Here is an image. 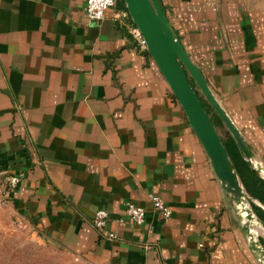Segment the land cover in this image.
Returning a JSON list of instances; mask_svg holds the SVG:
<instances>
[{
    "label": "crops",
    "instance_id": "crops-1",
    "mask_svg": "<svg viewBox=\"0 0 264 264\" xmlns=\"http://www.w3.org/2000/svg\"><path fill=\"white\" fill-rule=\"evenodd\" d=\"M160 1L176 29L172 7L183 2ZM86 2L0 0V167L20 176L7 209L103 264H264L153 57L114 10L91 21ZM222 7L217 21L227 23L233 9ZM198 13L195 30L204 31L212 15ZM255 48L215 49L199 67L264 165V49ZM152 194L172 208L168 220ZM128 201L147 209L143 225L119 222ZM101 208L118 237L93 225Z\"/></svg>",
    "mask_w": 264,
    "mask_h": 264
},
{
    "label": "water",
    "instance_id": "water-1",
    "mask_svg": "<svg viewBox=\"0 0 264 264\" xmlns=\"http://www.w3.org/2000/svg\"><path fill=\"white\" fill-rule=\"evenodd\" d=\"M133 22L147 41V50L184 109L188 120L207 151L222 187L234 199L246 218L244 231L250 246L264 263V244L256 228L262 225L251 206L252 198L233 166L215 123L190 81L194 80L209 104L233 134L252 170L264 179V165L254 161L244 136L212 91L202 69L191 59L180 36L173 29L160 0H124ZM264 227V225H262Z\"/></svg>",
    "mask_w": 264,
    "mask_h": 264
},
{
    "label": "rangeland",
    "instance_id": "rangeland-1",
    "mask_svg": "<svg viewBox=\"0 0 264 264\" xmlns=\"http://www.w3.org/2000/svg\"><path fill=\"white\" fill-rule=\"evenodd\" d=\"M175 1L177 2L178 0H174L173 2ZM181 1L183 5L172 7L177 10V12H171L172 17L174 15L175 17L178 16V21L174 22L176 29H173L177 30V34L186 29L185 36L182 38L185 43L183 44L187 52H190H188L190 57L193 56L198 62V66L209 67L211 64L209 53L215 49L224 54L226 53L225 55L229 54L231 56L234 54L239 56L241 50L244 48L250 50L253 48L254 51L255 47L264 49V44H259L260 42H264V0ZM222 5H225V9L229 14L230 11L228 9H233L231 11L232 17L231 19L229 18L227 23H219L217 21L216 13L223 12ZM198 12H206L205 15H212L211 21L202 22L204 31L195 30L197 28L195 21H197ZM254 17H258L259 20L253 19ZM212 28L213 30L210 32L212 37H204L205 34L209 33L206 32L208 31L206 29ZM202 32L204 33L202 34ZM202 38L203 42L200 41ZM257 52L254 53L257 54ZM256 54H251L250 58H256ZM197 89L204 100L207 101L198 86ZM207 104L209 105L210 116L215 120L220 135L224 138H228L230 135L233 136L225 123L219 120L220 117L218 118L217 112L208 101ZM0 264L103 263L89 258L88 255L74 252L47 237H41L29 225L17 219L7 209L6 205L0 204Z\"/></svg>",
    "mask_w": 264,
    "mask_h": 264
},
{
    "label": "built area",
    "instance_id": "built-area-1",
    "mask_svg": "<svg viewBox=\"0 0 264 264\" xmlns=\"http://www.w3.org/2000/svg\"><path fill=\"white\" fill-rule=\"evenodd\" d=\"M108 10H114V19L123 24L129 34L137 42L138 46L147 49V41L138 26L133 22L128 9L121 8L118 0H87L85 11L91 21L100 22L104 19ZM20 176L10 173L0 167V204L6 205L7 197L16 189L19 184ZM152 207L159 212L165 220L173 215L172 208L165 199L157 194L151 195ZM147 209L143 206L128 201L125 205V212L119 218V222L126 219L133 221L137 225H143L146 221ZM110 212L101 208L96 211L93 218V225L104 236L116 238L118 235L109 229Z\"/></svg>",
    "mask_w": 264,
    "mask_h": 264
},
{
    "label": "trees",
    "instance_id": "trees-1",
    "mask_svg": "<svg viewBox=\"0 0 264 264\" xmlns=\"http://www.w3.org/2000/svg\"><path fill=\"white\" fill-rule=\"evenodd\" d=\"M118 5L121 8L126 7L124 0H118ZM190 81L192 82L196 90L198 91L197 85L191 77H190ZM198 93L203 101L205 109L210 114L209 105L207 104V101L204 100V98L201 96L199 91ZM219 120L221 121L220 118ZM213 121L217 129V124L214 119ZM221 138L225 146L228 149L230 160L233 166L235 167L237 173L239 174L245 189L247 190L248 194L253 199L251 202V205L254 209L255 214L264 224V208L261 205H258L256 203V200H257L262 205H264V179L263 177H261V175L257 171L252 170L248 161L245 159L243 153L239 149V146L237 145L235 138L232 135H230L228 138H224L223 136H221ZM262 241L264 243V238H262Z\"/></svg>",
    "mask_w": 264,
    "mask_h": 264
}]
</instances>
